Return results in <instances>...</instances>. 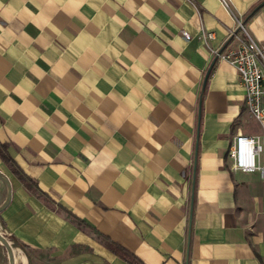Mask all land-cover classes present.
Returning <instances> with one entry per match:
<instances>
[{"label":"crops","instance_id":"0c3cea01","mask_svg":"<svg viewBox=\"0 0 264 264\" xmlns=\"http://www.w3.org/2000/svg\"><path fill=\"white\" fill-rule=\"evenodd\" d=\"M237 18L264 47V0H0V142L36 185L0 157L15 264H131L106 239L143 264H264V177L229 152L264 123L212 52Z\"/></svg>","mask_w":264,"mask_h":264},{"label":"built area","instance_id":"2783aa9c","mask_svg":"<svg viewBox=\"0 0 264 264\" xmlns=\"http://www.w3.org/2000/svg\"><path fill=\"white\" fill-rule=\"evenodd\" d=\"M231 10V0H220ZM213 31L202 28L200 37L209 40L214 37ZM237 42L227 49L216 47L213 54L233 64L246 90V103L251 113L264 123V47L249 31L246 22L237 18L232 33ZM230 156L234 160L233 167L243 171L260 169L264 177V165H260L259 157L264 147L259 135L239 132L230 148Z\"/></svg>","mask_w":264,"mask_h":264},{"label":"trees","instance_id":"16d2710c","mask_svg":"<svg viewBox=\"0 0 264 264\" xmlns=\"http://www.w3.org/2000/svg\"><path fill=\"white\" fill-rule=\"evenodd\" d=\"M0 157L3 162L11 169L13 174L20 179L23 183L26 184L30 189L35 190L36 185L34 179H32L24 169L19 165V163L14 159L8 150V145L6 143L0 142ZM105 245L111 250L122 256L131 264H143V262L133 253L127 251L125 248L120 245L109 241L108 239L104 240Z\"/></svg>","mask_w":264,"mask_h":264},{"label":"water","instance_id":"95a60500","mask_svg":"<svg viewBox=\"0 0 264 264\" xmlns=\"http://www.w3.org/2000/svg\"><path fill=\"white\" fill-rule=\"evenodd\" d=\"M0 179L6 182L7 194L3 205H0V211L7 205L12 195V184L10 178L0 171ZM0 241L7 247L10 255V264H15V248L12 241L0 231Z\"/></svg>","mask_w":264,"mask_h":264},{"label":"bare ground","instance_id":"6f19581e","mask_svg":"<svg viewBox=\"0 0 264 264\" xmlns=\"http://www.w3.org/2000/svg\"><path fill=\"white\" fill-rule=\"evenodd\" d=\"M6 173V172H5Z\"/></svg>","mask_w":264,"mask_h":264}]
</instances>
